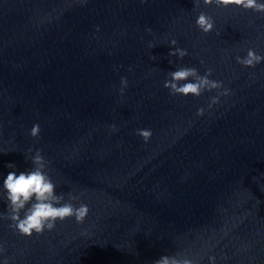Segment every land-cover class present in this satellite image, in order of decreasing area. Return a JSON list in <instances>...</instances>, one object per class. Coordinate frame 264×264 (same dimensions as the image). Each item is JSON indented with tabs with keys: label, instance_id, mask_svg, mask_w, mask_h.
Returning a JSON list of instances; mask_svg holds the SVG:
<instances>
[{
	"label": "clouds",
	"instance_id": "clouds-1",
	"mask_svg": "<svg viewBox=\"0 0 264 264\" xmlns=\"http://www.w3.org/2000/svg\"><path fill=\"white\" fill-rule=\"evenodd\" d=\"M203 3L211 5L213 0H203ZM215 3L217 7L237 6L245 10L264 12V3H258V0H215ZM196 25L203 33H209L213 30L214 21L210 16L201 12L196 19ZM171 44L175 45L176 41L172 40ZM149 47H155V45L150 44ZM187 54L186 49L180 48L170 50L168 53L169 56H178L181 59ZM261 60H264V57L257 55L251 49L248 50L247 57L243 59L237 57V62L246 67H253ZM211 71L209 69L201 76L196 68H179L169 73L170 79L165 81L164 87L169 89L171 95L199 97L206 90L211 91L222 86L221 82L208 78ZM182 81L184 83H180ZM121 84L122 94L124 87L127 86L126 78L121 79ZM223 94L227 95V91ZM217 102L218 98H213L211 103ZM209 106L211 107V105ZM203 111L202 108L198 109L197 115H203ZM39 132L40 127L36 124L31 129V136L37 137ZM137 134L145 142L152 137L150 129H138ZM31 163L33 165L31 170L21 171L18 175L16 171H10L3 181L7 206L11 210V214L8 216V219L12 221L10 227H14L23 236L31 237L33 233L42 234L45 230H53L58 220L64 221L74 217L77 223H82L88 215V206L80 204L79 207H75L71 202L62 203L64 197L62 194H56V185L45 171L46 162L39 151L31 158ZM7 167L14 169L15 165L10 163ZM75 199V196H70V200ZM25 208L26 211L21 218L20 211ZM153 264H179V262L174 257L162 256Z\"/></svg>",
	"mask_w": 264,
	"mask_h": 264
}]
</instances>
